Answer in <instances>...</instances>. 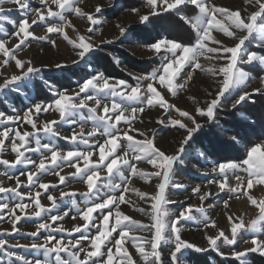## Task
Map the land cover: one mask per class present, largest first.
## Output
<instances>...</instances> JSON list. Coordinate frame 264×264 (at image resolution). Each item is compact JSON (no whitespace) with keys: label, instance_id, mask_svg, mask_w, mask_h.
<instances>
[{"label":"snow or ice","instance_id":"snow-or-ice-1","mask_svg":"<svg viewBox=\"0 0 264 264\" xmlns=\"http://www.w3.org/2000/svg\"><path fill=\"white\" fill-rule=\"evenodd\" d=\"M84 2L35 0L34 6V0H0V93L24 92L28 98L25 90L40 87L34 77L41 68L21 53L32 41H47L57 48L51 34L71 46L72 65L83 62L89 69L75 88H56L45 81L50 99L32 101L23 112L11 106L8 111L0 109V177L4 178L0 179V224L9 225L0 227V264H190L195 254H201L197 257L201 264H209L212 253L222 264H250L249 254L264 257V195L250 194L254 187L264 186V141L245 143L243 157H222L223 162L203 172L214 177L207 179L206 191L201 185L191 188L199 205H184L169 196L170 188L186 189L175 182V175L188 149L207 160L208 148H194L205 127L220 133L232 131L221 127L219 113L230 109L228 114H232L254 95L264 97V0H243L248 7L242 10L213 0H141L140 7L122 5L119 0H107V5L96 0L91 10L82 6ZM106 8H123L142 27L117 22L118 36L97 43L93 37L102 36ZM71 16L86 22L83 33ZM172 16L187 24L195 38L157 33L141 40L139 32L149 29L154 19ZM34 26H43L45 34L36 35ZM214 33H222L233 43L225 44ZM115 40H140L150 58L158 61L157 67L133 76L134 85L95 70L89 57ZM252 40L256 50L246 45ZM51 66L65 69L68 64ZM196 70L214 82L215 87L206 90L207 98L201 101L189 96L194 105L191 111L170 103L165 93L176 97L186 90ZM256 80L259 86L249 91L250 82ZM157 107L164 111L156 122L183 133L170 154L155 144V130H149L153 133L149 136L134 127L137 121L144 122L141 116L146 108ZM44 114L52 118L41 119ZM60 125L68 126L67 132ZM243 140L236 133L224 143L235 148ZM58 141H65L66 146ZM46 176L55 180L47 181ZM134 179L153 190L142 191ZM73 183L83 185V190L73 189ZM225 191L237 200L246 198L254 209L246 220L244 215L227 211L229 201L224 200L227 229L218 227L208 215L212 205L205 207L210 197ZM77 195L83 198V206L75 199ZM42 196L48 204L42 203ZM65 198L70 203L66 210L62 208ZM122 205L147 222L125 214ZM66 218L73 221L71 226L65 225ZM188 222L203 225L205 244L184 238ZM26 226L31 230H25ZM210 228L215 229L213 234L207 231ZM241 233L250 236L245 239ZM14 236L20 239H10Z\"/></svg>","mask_w":264,"mask_h":264},{"label":"rangeland","instance_id":"rangeland-1","mask_svg":"<svg viewBox=\"0 0 264 264\" xmlns=\"http://www.w3.org/2000/svg\"><path fill=\"white\" fill-rule=\"evenodd\" d=\"M102 3L107 5V0H101ZM122 5H135L137 7L141 6V0H119ZM217 5L228 7L231 9H244L248 7L244 4L243 0H213ZM96 3V0H85L83 7L86 10H91V6ZM35 6V0H34ZM144 9H142L143 11ZM252 9L249 8V11ZM242 11V15H243ZM12 15L18 16L17 13ZM72 20V23L83 33L86 29V22L84 20L78 19L74 16L69 17ZM104 18L106 23L102 27V36H94L93 39L99 43L100 39H114L118 36V30L115 28L117 22L121 24H131L137 29H140L142 26L135 23L132 15L125 11L123 8L111 9L106 8L104 13ZM11 30V26H6ZM36 35H44L45 29L43 26H34L33 28ZM68 34L70 37H74V33L68 29ZM159 33L164 36H183L186 40L191 38L194 39V32L191 28L184 24L182 21H179L175 16L167 18H158L154 19L153 25L146 29L145 31L139 32L141 40L151 35H156ZM218 36L223 42L227 45H231L233 41L227 37H224L222 33H214ZM50 39H55L58 47L53 48L47 41H32L31 47L26 50V52L21 53L25 58H31L34 64L37 67L41 68V71L37 73L34 77V82L40 85L39 88L32 87L31 89L25 90L27 97L24 92L15 93L12 91L6 90L4 93H0V109L8 111L10 106L15 107L17 110L23 112V110L32 102V101H47L50 99V93L48 89L44 87V82L54 85L56 88H75L77 83L81 80V77L87 72L88 67L82 62L80 65H72L71 60L74 58L71 46H69L62 37H58L56 34H51ZM247 47L250 50H256V41L252 40L251 42H246ZM151 54L148 53L140 40H135L129 42L128 40H115L114 43L109 45H102L98 50L95 51L93 55L89 57L91 66L97 70L104 72L105 75H110L117 79H125L133 85L136 81L132 78L135 75L147 74L153 68L157 67L158 61L155 58H150ZM113 57L120 60V63L117 64L113 60ZM56 62H64L68 64V67L65 69H56L51 65ZM202 64L207 62L201 59ZM107 70V71H106ZM10 71V70H9ZM131 74V75H130ZM253 75H256L253 72ZM215 87L214 82L209 79L204 73H201L199 70H196L193 73V80L189 82V85L186 90L181 91L176 97H171L170 94H166V98L170 103L176 104L177 107L182 109H187L191 111L194 107L193 102L188 99L189 96H195L197 100H204L207 98L206 90H211ZM259 86V81L250 82L248 90L251 91L252 88ZM255 97V98H253ZM252 100L247 104H244L238 111L228 114L231 112L230 109H224L219 113V122L221 127L231 128L232 131L227 133H220L218 129L206 126L202 133L197 137V142L194 144V148L203 150L208 148L209 155L207 160L200 158L193 149H188L189 155L185 157L184 163L180 164L176 168L175 182L182 183L186 186V189H169V196L172 200L183 201L184 205L192 204L199 205L200 201L198 198L192 194L191 188L196 185L202 186V191L208 189L203 186L206 184L207 179L213 178L214 174H209V176L202 175L203 172H207L213 163L220 161L223 162V158L227 159H237L244 156V144L251 142L252 144L260 143L264 141V97L254 95ZM262 103V104H261ZM163 109L153 108L145 109V112L142 114L141 119L143 123L136 122L134 124L135 128L147 131L149 136H152V131L155 130V144L157 147L166 153H172L178 147L179 140L182 137V130L177 131L172 127H164L158 124L156 121L163 115ZM249 111V112H248ZM176 113L173 112V116ZM247 117V120L244 119ZM52 116L44 114L41 116V119H51ZM257 118V120L255 119ZM249 125H252L249 127ZM91 126L90 123L88 125ZM25 127H29L25 125ZM62 129L67 132L68 126L60 125ZM219 133V135H217ZM236 133H240L245 140L241 141L235 148L227 146L224 141L230 139ZM139 138V137H138ZM203 141V142H202ZM60 146H66L65 141H58ZM141 167H148L147 165H140ZM199 168L200 172H197L196 169ZM3 170V166H0V171ZM67 171V170H66ZM241 175H244L241 173ZM0 179H4L0 177ZM22 179H24L22 177ZM47 181H54L55 177L46 176L44 177ZM6 184H12V181H5ZM235 184V181H232ZM134 184L136 187H139L142 191H152V187L146 184L144 181L135 180ZM152 184H155V181H152ZM72 188L75 190H83V185L79 183H73ZM211 190L216 193L217 189L215 186H210ZM50 191H52L50 189ZM58 195V192L56 193ZM250 194L259 198L264 195V186H256L250 190ZM128 195V194H126ZM235 194L228 193L227 191L221 192L218 195L210 197L205 202V207L207 208L209 204L212 205L211 208H208V215L217 221L218 227L227 229L229 227L224 212L226 211L223 208V201L228 200L230 208L227 210L237 215H244L245 219H249L253 213L254 209L249 205L246 198L242 197L237 200L234 198ZM136 199L135 196L132 197ZM42 203L48 204L49 202L43 198ZM77 202L82 204V199L77 195L75 197ZM141 206L143 202H140ZM70 207L69 199L65 198V201L62 205V208L65 210ZM170 208H178L177 205H169ZM125 214L132 216L134 219H141L147 222L146 218L141 216L140 213L129 208L127 205L121 206ZM198 215V214H197ZM23 223V221H21ZM73 221L69 218H66L65 225L71 226ZM0 227L8 228L9 225L4 223L0 224ZM25 230H31L30 226H26ZM203 225H197L192 222H188L185 231L183 232L184 238L188 239L191 242H194L198 245L205 244L203 238L204 233ZM210 234L215 232V229H207ZM245 239L249 238V233H241ZM10 239L19 240V236H14ZM21 242H25L21 240ZM247 246V245H244ZM243 247V246H242ZM226 250V249H225ZM16 251L22 252V250L17 249ZM130 251H134L130 249ZM215 253L210 255V264H222L221 259L218 256H215ZM250 264H264V257H260L258 254H249ZM190 264H196L191 260ZM201 264V262H200Z\"/></svg>","mask_w":264,"mask_h":264},{"label":"trees","instance_id":"trees-1","mask_svg":"<svg viewBox=\"0 0 264 264\" xmlns=\"http://www.w3.org/2000/svg\"><path fill=\"white\" fill-rule=\"evenodd\" d=\"M107 71V70H106ZM255 98V97H253ZM262 104V103H261ZM264 104V103H263ZM249 112V111H248ZM257 120V118H255ZM203 142V141H202ZM201 254H195V256L193 257V261L196 263V264H200L201 260H198L197 257H200ZM216 256V255H215ZM209 264H210V261H209Z\"/></svg>","mask_w":264,"mask_h":264}]
</instances>
